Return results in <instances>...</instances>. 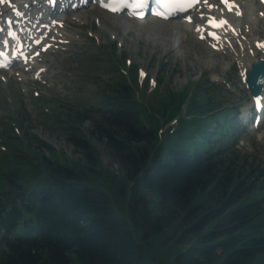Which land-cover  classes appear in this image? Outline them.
Here are the masks:
<instances>
[{
    "label": "trees",
    "instance_id": "16d2710c",
    "mask_svg": "<svg viewBox=\"0 0 264 264\" xmlns=\"http://www.w3.org/2000/svg\"><path fill=\"white\" fill-rule=\"evenodd\" d=\"M99 86V117L67 109L54 123L72 158L37 132L0 155V216L33 214L44 233L8 244L0 264H264V164L234 148L237 108L208 79L149 106L120 73ZM186 100L190 118L159 144L156 114L179 115Z\"/></svg>",
    "mask_w": 264,
    "mask_h": 264
},
{
    "label": "rangeland",
    "instance_id": "374dc122",
    "mask_svg": "<svg viewBox=\"0 0 264 264\" xmlns=\"http://www.w3.org/2000/svg\"><path fill=\"white\" fill-rule=\"evenodd\" d=\"M96 11L106 27L123 40V52L126 53V56L136 61V64L139 66L148 69L151 75H157L159 87L165 92H168L170 88L172 91L186 89L190 81L210 79L214 82V78L216 77L226 78L231 84L237 85L236 76L232 74L235 70L227 66L228 60L211 52L205 44L197 41L189 29H184L180 25L165 24L154 20L143 22L131 21L125 19V17L111 16L99 10ZM109 42H107L106 38L103 41V45H107ZM120 53L119 51L116 53L118 58L120 57ZM101 54L107 56L106 53L98 52L97 48L88 41L84 43L82 41L79 42L73 52L62 58L55 66L54 73L52 74L54 88L52 92L48 93L47 98L56 97L55 100L66 99L71 104L75 106L79 105L86 109L90 108V103H94L97 106L98 101H100V92L94 86V81L98 82L100 80L102 83V78L108 79V74L111 73L109 69L102 68L104 60L101 58ZM161 67H164V70ZM14 87L19 94L15 84ZM18 87L20 88V85ZM219 88L222 90L223 87ZM15 91L7 93L0 89L3 95V99H0L2 113H5V110L8 108L4 105V99L11 97L14 102V98H18ZM219 95L230 99L224 92H219ZM229 95L232 96V101L246 104L243 93L241 95L229 93ZM26 104L29 107H38V103L35 100L30 99ZM92 113L91 115L94 117L98 115V112ZM33 116L36 119L39 118L37 112ZM37 125H40V123ZM85 127L91 128V122L87 121ZM34 130L38 131L37 128H34ZM262 130H264V127H262ZM39 131L45 140L50 138V141L54 142L62 151L69 152V155L74 151L70 142H65L59 138L61 135H46L43 128L39 129ZM244 138L245 143L243 146L246 147V151L252 153L256 149L259 152V158L264 160L262 158L264 157V140L260 143L255 135L253 136L248 132L247 137L244 136ZM73 156L72 153V156L69 158ZM104 161L109 166L110 159L105 158ZM161 249H163V246H159L156 243L152 244V252L155 250L160 251ZM178 250L176 246L169 247V251L176 252Z\"/></svg>",
    "mask_w": 264,
    "mask_h": 264
},
{
    "label": "snow or ice",
    "instance_id": "6c2138e0",
    "mask_svg": "<svg viewBox=\"0 0 264 264\" xmlns=\"http://www.w3.org/2000/svg\"><path fill=\"white\" fill-rule=\"evenodd\" d=\"M120 3V6H123L125 3H128V0H118ZM222 3H224L229 10H232L233 4L231 0H221ZM156 3L162 4L165 7H168L169 4L174 5L175 7L180 8L183 10L184 7H190L191 3L188 2V0H156ZM149 0H131L130 3H128V7L132 10V14L136 15L137 17H142L144 15L143 11H140L141 9H145L148 7ZM155 14L163 16L164 13L157 11ZM214 27H221L225 22L223 20L219 21L218 23L215 21H212ZM212 35H215L213 33ZM261 47H264V45H258ZM143 74V73H141Z\"/></svg>",
    "mask_w": 264,
    "mask_h": 264
},
{
    "label": "bare ground",
    "instance_id": "6f19581e",
    "mask_svg": "<svg viewBox=\"0 0 264 264\" xmlns=\"http://www.w3.org/2000/svg\"><path fill=\"white\" fill-rule=\"evenodd\" d=\"M245 1H247L248 3H247V5L249 6V10L251 11V10H255L256 8H257V6H256V4H255V2H254V0H245ZM243 2V1H242ZM43 9H45V7H42V10ZM111 16H115V15H111ZM146 20H148V19H146ZM145 20V21H146ZM252 43V42H251Z\"/></svg>",
    "mask_w": 264,
    "mask_h": 264
}]
</instances>
